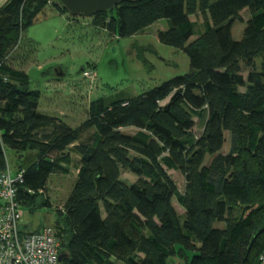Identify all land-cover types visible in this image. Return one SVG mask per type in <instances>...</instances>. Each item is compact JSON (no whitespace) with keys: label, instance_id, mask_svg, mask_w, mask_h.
<instances>
[{"label":"trees","instance_id":"trees-1","mask_svg":"<svg viewBox=\"0 0 264 264\" xmlns=\"http://www.w3.org/2000/svg\"><path fill=\"white\" fill-rule=\"evenodd\" d=\"M46 7L67 13L58 0L0 6V172L7 167L5 151H12L22 173L18 203L50 209L47 183L69 174L71 153L79 157L51 227L60 264H259L264 0H141L95 14L93 24L119 38L166 21L156 38L187 56L189 72L136 97L91 100L76 128L39 113V93L12 67L24 32ZM193 16L201 18L199 33ZM236 22L244 23L239 40L231 35ZM196 119L203 120L198 135ZM26 152L35 160L23 169ZM169 171L182 176V192ZM124 173L134 181L123 182Z\"/></svg>","mask_w":264,"mask_h":264},{"label":"rangeland","instance_id":"rangeland-1","mask_svg":"<svg viewBox=\"0 0 264 264\" xmlns=\"http://www.w3.org/2000/svg\"><path fill=\"white\" fill-rule=\"evenodd\" d=\"M5 1L0 0V6ZM241 17L245 22L247 12L243 11ZM190 19L199 33L201 18L193 16ZM160 28H166V21H159L142 34L119 38L95 26L91 18L59 14L54 8L46 7L24 32L22 48L14 53L13 57L17 53L19 56L16 55L12 67L26 74L30 91L39 93V113L60 118L70 128H76L85 121L91 100L116 94L136 97L189 72L187 56L155 37ZM243 28L244 23L233 24V40L240 39ZM84 71L93 72L94 80H85L82 77ZM195 122L193 132L198 135L203 120L196 119ZM123 131L133 133V130ZM5 158L11 177L15 178L18 172L15 154L6 150ZM34 160L35 153L26 152L20 161L21 168H26ZM77 163V155L71 153L69 174L52 176L43 192L51 208L35 206L22 209L20 229L36 232L54 225L57 218L55 210L61 207L75 182ZM168 175L182 192V176L173 171ZM121 179L126 184L134 181V177L126 173ZM172 203L179 211L176 202L173 200ZM175 264H179V260Z\"/></svg>","mask_w":264,"mask_h":264},{"label":"built area","instance_id":"built-area-1","mask_svg":"<svg viewBox=\"0 0 264 264\" xmlns=\"http://www.w3.org/2000/svg\"><path fill=\"white\" fill-rule=\"evenodd\" d=\"M82 77L94 80L91 71H84ZM22 173L11 177L9 167L0 172V264H60L58 262L59 242L51 227L36 232L20 229L23 208L17 201V183ZM264 264V255L259 257Z\"/></svg>","mask_w":264,"mask_h":264},{"label":"water","instance_id":"water-1","mask_svg":"<svg viewBox=\"0 0 264 264\" xmlns=\"http://www.w3.org/2000/svg\"><path fill=\"white\" fill-rule=\"evenodd\" d=\"M68 15L72 17L91 18L95 14L111 10L122 2H138L141 0H58ZM82 72V70H81ZM63 255H59L58 262L61 263Z\"/></svg>","mask_w":264,"mask_h":264},{"label":"crops","instance_id":"crops-1","mask_svg":"<svg viewBox=\"0 0 264 264\" xmlns=\"http://www.w3.org/2000/svg\"><path fill=\"white\" fill-rule=\"evenodd\" d=\"M156 24H158V23H156ZM156 24L152 25L151 27L155 26ZM151 27H149L148 29H150ZM148 29H147V30H148ZM164 29H165V28H160L159 30H157V32H158V31H162V30H164ZM145 32H146V31H145ZM157 32H156V33H157ZM155 37H156V35H155ZM125 130H131V129H125ZM226 145H227V144H225L224 148L226 147ZM225 152H227V150H226ZM78 159H79V157L77 156V160H78ZM76 173H77V172H76ZM121 177H122V176H121ZM176 210H177V209H176ZM177 211H178V210H177ZM178 212L181 214L182 211L179 210ZM47 227H49V226H47Z\"/></svg>","mask_w":264,"mask_h":264}]
</instances>
